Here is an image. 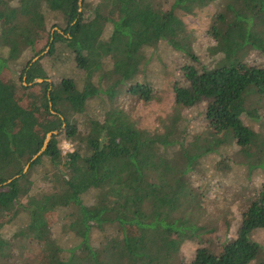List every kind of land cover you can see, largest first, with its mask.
I'll return each instance as SVG.
<instances>
[{
  "label": "trees",
  "instance_id": "16d2710c",
  "mask_svg": "<svg viewBox=\"0 0 264 264\" xmlns=\"http://www.w3.org/2000/svg\"><path fill=\"white\" fill-rule=\"evenodd\" d=\"M212 1L173 0L168 9L155 0H98L93 5L86 0H16L0 7V49H7L0 55V229L24 214L32 238L45 242L50 257L57 258L48 235L51 215L69 208L68 229L80 241L58 264H172L181 244L190 239L198 244L194 256L177 264H249L258 256L260 247L249 235L264 228V186L243 213L235 237L214 253L201 239L206 229L198 223L202 199L191 174L202 158L231 143L249 168L264 165V120L256 131L243 119L257 118L247 99L264 96V65L245 61L250 51L264 53V0H222L224 9L211 26L216 41L212 51L221 59L214 67L183 66L182 78L173 86L176 110L162 131L137 128L121 109L107 111L102 120L89 119L82 136L69 119L100 92L92 78L107 57L116 86L126 83L132 96L152 100L153 86L133 81L148 61L145 48L166 41L196 61L191 48L180 42L184 23L176 10L187 12ZM48 10L59 13L64 23L37 48ZM107 26L110 34L103 39ZM58 45L86 72L85 82L79 87L73 78L62 76L58 82L20 84L25 89L40 86L43 100L37 107L2 71L10 70L25 49L34 57L49 46L22 69L27 83L45 79L41 59L53 57ZM115 85L106 91L113 95ZM204 102V129L192 134L180 111ZM53 130L68 139L79 137L80 144L63 155L60 134L53 135L23 172ZM45 164L50 166L46 177L53 182L52 190L28 195L33 169ZM91 192L94 200L87 202ZM109 226L117 235L94 244L93 230Z\"/></svg>",
  "mask_w": 264,
  "mask_h": 264
},
{
  "label": "rangeland",
  "instance_id": "374dc122",
  "mask_svg": "<svg viewBox=\"0 0 264 264\" xmlns=\"http://www.w3.org/2000/svg\"><path fill=\"white\" fill-rule=\"evenodd\" d=\"M0 1H2L0 7L7 2H16V0ZM86 1L93 5L98 0ZM155 1L161 4L163 9L170 8L173 2V0ZM224 6L225 3L222 0H215L202 7L195 6L191 11L176 10L184 23V31L179 37L180 42L191 48L197 57L196 61L189 59L183 51L173 49L166 41H160L155 46L145 48L148 61L140 67L133 81H145L153 86V99L148 102L128 93L126 83L115 85V77L110 72L112 61L109 57L105 58L102 68L92 78L94 84L100 88V92L87 101L82 113H71L69 116L70 121L77 127L79 136L85 134L89 119L102 120L106 112L112 109H121L137 128L150 132L162 131L163 122L176 110L173 86L177 80L182 78L183 66L193 64L199 69L214 67L221 59V54H214L212 51L216 41L211 34V26L217 14L223 11ZM45 23L46 26L41 32L37 48L45 44L47 34L56 29L60 30L59 25L62 26L64 21L59 13L48 10L45 13ZM110 29V26L106 27L102 35L103 39L108 38ZM57 49L53 57L41 59V64L47 73L46 79L51 83L58 82L62 76H67L73 78L77 85L82 87L86 72L76 65L69 51L60 45ZM43 52L35 56L40 58L46 53ZM6 54L7 49L1 48L0 55L5 56ZM34 57L29 49H25L18 60L10 64V70L2 71V77L17 86L22 84L31 87L34 83L26 82L22 69L25 63L29 59L33 60ZM245 59L248 63L264 65V53L261 52L250 51ZM113 84L115 86L112 95L106 90ZM18 90L27 102L37 107L42 104L40 86L35 85L26 89L20 86ZM247 101L255 108L257 118L244 116V122L254 130L260 131V123L264 120V96L254 97L252 95ZM205 103L180 111L187 117L189 127L194 129L192 134L204 129ZM59 134V148L63 155L80 144L79 137L68 139L64 132L58 130ZM50 172L48 164L36 166L33 169L32 184L28 195L52 190L53 182L46 177ZM191 180L202 199V210L198 223L204 225L206 229L202 231L201 239L210 251L217 253L221 250L222 243L235 237L243 213L264 186V165L249 168L248 160L241 155L239 147L231 143L218 152L202 158L196 170L192 172ZM22 200L26 201V197H22ZM85 200L93 201V192L85 197ZM2 219L1 216L0 222ZM70 221L71 210L69 208L56 209L52 212L48 235L50 242L58 250V254L57 258H51L46 243L32 238L27 219L24 214H21L0 229V264H58V261L67 260L70 255L69 249L80 241L68 229ZM116 235L117 229L114 226L105 227L103 230L96 229L92 232L91 241L94 244L106 243L108 239ZM249 237L260 247V253L249 264H262L264 262V228L253 229ZM197 246V242L191 239L184 241L172 264L191 260Z\"/></svg>",
  "mask_w": 264,
  "mask_h": 264
},
{
  "label": "water",
  "instance_id": "95a60500",
  "mask_svg": "<svg viewBox=\"0 0 264 264\" xmlns=\"http://www.w3.org/2000/svg\"><path fill=\"white\" fill-rule=\"evenodd\" d=\"M49 49V46L46 48V50L44 52H47ZM43 52V53H44ZM39 56H35L33 58L32 61H35L38 59ZM43 81H48L46 78L43 79V78H35L31 83H36V82H43ZM53 112V111H52ZM61 119L63 120V117L61 116ZM64 126V123L62 124V127ZM58 134V130H53V131H50L46 134V137L44 139V142H43V145L41 147V149L39 151H37L34 155H32L31 159L26 163V165L24 166L23 168V172H25L29 166V164L34 161L42 152L43 150L46 148L50 138L53 136V135H56ZM18 175H15L14 177H12L11 179H8L6 182H10L13 178L17 177Z\"/></svg>",
  "mask_w": 264,
  "mask_h": 264
}]
</instances>
